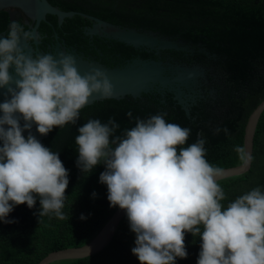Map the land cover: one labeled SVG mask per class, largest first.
<instances>
[{
  "label": "clouds",
  "instance_id": "9594fccd",
  "mask_svg": "<svg viewBox=\"0 0 264 264\" xmlns=\"http://www.w3.org/2000/svg\"><path fill=\"white\" fill-rule=\"evenodd\" d=\"M22 38L29 41L33 34L16 21L0 38V89L10 97L0 103V220L14 222L7 220L14 206L34 208L37 198L39 223L49 213L63 220L69 173L59 152L31 134L33 123L41 135L75 124L94 94L109 98L114 86L99 68L82 76L71 52L59 59L28 55L19 46ZM165 116L137 118L122 136L113 137L119 128L114 118L90 119L77 129V167L86 173L100 163L106 166L100 183L107 185L110 206L126 210L136 234L132 254L140 264H176L188 256L187 232L202 240L197 264H264V192L253 188L224 208L218 182L224 169L205 158L206 140L178 151L191 130L166 122ZM221 130L230 135L227 127L215 132ZM233 150L244 164L251 161L244 146Z\"/></svg>",
  "mask_w": 264,
  "mask_h": 264
},
{
  "label": "trees",
  "instance_id": "16d2710c",
  "mask_svg": "<svg viewBox=\"0 0 264 264\" xmlns=\"http://www.w3.org/2000/svg\"><path fill=\"white\" fill-rule=\"evenodd\" d=\"M48 1L64 11L84 12L117 25L158 32L184 41L188 49L161 50L156 55L145 48L135 49L124 43L90 37L84 33V28L92 22L79 15L66 18L61 25L56 16L47 15L38 28L41 47L60 41L85 58L99 60L108 67L123 66L137 57L199 64L206 68L208 89L215 92L214 97L205 92L203 98L197 99V104H192L191 117L174 100L172 93L152 91L141 98L126 96L120 100L95 101L80 110L75 124L54 127L41 143L59 152L69 173L62 209L65 218L61 220L49 213L41 217L39 223V198L31 209L26 203L14 206L7 217L14 222L0 220V264H39L51 252L83 246L102 230L119 208L110 206L107 185L100 183V174L106 170L103 163L86 173L77 167V129L88 120L107 123L114 118L119 125L114 137L134 127L137 118L147 120L166 113V122L191 130L185 145L178 146V151L203 138L207 161L224 169L243 163L233 149L236 145L244 146L248 118L264 100V0ZM12 22L9 12L0 10V33L5 32V37ZM129 111L131 117L127 115ZM217 127H227L230 135L222 130L217 134ZM218 182L225 193V200L221 201L224 208L253 188L260 187L264 192V112L256 129L251 169ZM82 215L85 219H81ZM135 239L136 234L125 216L112 241L101 252L50 264H140L131 251ZM201 244L199 236L186 232L188 256L186 259L178 257L176 264H197Z\"/></svg>",
  "mask_w": 264,
  "mask_h": 264
},
{
  "label": "water",
  "instance_id": "95a60500",
  "mask_svg": "<svg viewBox=\"0 0 264 264\" xmlns=\"http://www.w3.org/2000/svg\"><path fill=\"white\" fill-rule=\"evenodd\" d=\"M16 7L25 12L35 24L31 26V32L35 44L39 43L37 38L38 27L42 21L46 20L47 15H54L58 18L61 25L66 18H72L75 15L82 16L92 23L84 28V33L90 37H99L106 40H112L132 46L135 49L145 48L147 51H154L156 55L161 50H187L188 46L184 41H177L168 36L162 35L151 30H141L127 26L117 25L93 15L79 11H64L51 4L48 0H0V10ZM11 20L13 14L11 13ZM5 33H0V38H4ZM58 37V36H57ZM28 55L33 53V46L27 40L22 38L19 45ZM70 51L62 42L58 41L54 53H50L59 59V54H68ZM76 59L78 71L83 76L91 71L92 68H99L105 72L114 86V93L109 98L94 94L90 98L88 105L95 101L103 99L120 100L126 96L141 98L143 94L152 91L160 93L169 92L174 95V100L182 107L188 117H191L190 108L196 101V87L199 79L205 77L206 68L199 64L189 65L185 63H171L161 59H143L134 58L123 66L108 67L99 60H89L76 49L71 51ZM45 55V54H42ZM14 73V66L10 69ZM14 86V85H13ZM7 89H0V103L6 98ZM85 106V107H86ZM264 112V100L250 114L244 134V147L248 154L253 158L254 138L259 120ZM2 115V112H0ZM19 115V114H18ZM21 127L24 121L20 120ZM7 127V126H5ZM31 134L40 142L47 138V135H41L37 131V126L33 123ZM23 135L27 137L29 131L25 130ZM2 146V141H0ZM252 166V159L248 164L224 168V175L219 179L223 180L229 177L242 175L248 172ZM127 216L126 210L118 208L111 219L106 223L102 230L87 244L80 247L66 248L49 253L39 264H50L60 260L86 258L101 252L112 241L121 220Z\"/></svg>",
  "mask_w": 264,
  "mask_h": 264
},
{
  "label": "flooded vegetation",
  "instance_id": "af4514ba",
  "mask_svg": "<svg viewBox=\"0 0 264 264\" xmlns=\"http://www.w3.org/2000/svg\"><path fill=\"white\" fill-rule=\"evenodd\" d=\"M3 10H6L7 12H9L10 15H11V13L13 14V17H12L13 21L21 22L23 25L27 26V28L25 29L26 31H30L31 26H33L35 24V22L25 12H23L19 8L11 7L9 9H3ZM10 18H11V16H10ZM8 30H9V28H8ZM3 33H5V32H3ZM37 38L39 40L38 44H35L33 38L28 41L29 44L32 45L34 48L33 53L31 55H35L36 53H39L40 55L54 53L57 42L51 43L47 47L44 48V47H41L42 46V40L39 39V31H38ZM62 44H63V46H66L64 43H62ZM67 49H69L70 52L74 50V48H70V47H67ZM207 84H208V81L206 79V75H205V77L199 79V84L196 87H194L196 90V95H195L196 101L193 102V104H197V102H198L197 99L203 98L205 92H208L210 96L214 97L215 91L213 89H208Z\"/></svg>",
  "mask_w": 264,
  "mask_h": 264
}]
</instances>
